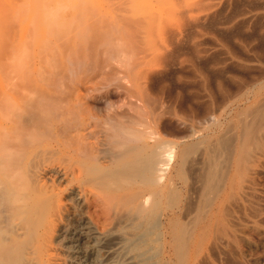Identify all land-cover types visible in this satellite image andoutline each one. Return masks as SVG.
Segmentation results:
<instances>
[{
	"label": "bare ground",
	"instance_id": "obj_1",
	"mask_svg": "<svg viewBox=\"0 0 264 264\" xmlns=\"http://www.w3.org/2000/svg\"><path fill=\"white\" fill-rule=\"evenodd\" d=\"M39 1L19 30L31 62L7 55L10 33L0 39L19 61L0 64L14 70L0 77V264H62L58 245L70 250L77 230L94 264L102 247L118 264L221 263L211 256L236 236L233 211L251 189L236 178L264 159L251 155L263 146L264 97L225 126L254 79L233 91L219 81L223 98L198 108L162 98L161 70L172 43L187 37L194 50L198 28L232 0Z\"/></svg>",
	"mask_w": 264,
	"mask_h": 264
},
{
	"label": "rangeland",
	"instance_id": "obj_2",
	"mask_svg": "<svg viewBox=\"0 0 264 264\" xmlns=\"http://www.w3.org/2000/svg\"><path fill=\"white\" fill-rule=\"evenodd\" d=\"M235 1L237 2L235 3ZM235 1L233 0L231 1L229 7L228 8L226 7L227 10L225 8H224L225 10L224 9L221 10V8H219L220 10H218V12H215L211 16H209L205 24H203L200 28H198V30L195 32V37H194V41L196 43V47L194 48V50H190L189 49L190 47L187 44L188 42L187 43L184 42L187 41V37H182L183 40H181V42L173 41L175 43H172L173 45L169 46V51L165 58L166 60L164 59L163 61L162 70H161V82L165 84V89H164L165 93L163 94L162 98L164 99L165 97L169 98V96L172 97L174 96L173 98L175 99L176 103L179 100H181L179 103L185 104V101H187L190 97H193L194 104L198 108L204 107V103L209 104L210 102H213L214 104H217L219 101L218 99L221 100L223 98L224 91L222 90V87L219 86V81H222L224 85L227 83L226 84L227 86L225 85L226 89H229V91H233V88H235L241 82L246 83L254 79V84L256 85H254L255 87L252 86L250 87V89H248L249 90L247 93L248 95L247 97L245 96L243 99L244 102L237 103L231 107L232 109L231 108L228 109L227 112L230 111L229 115L227 112L224 114L223 117L225 118V120L223 124H225V126L228 125L229 123L230 125L236 123L237 122L236 120H238L239 117L238 112H240L241 109H245L249 105H252L253 101L255 100L258 101V98L260 99V97L261 98L264 97V72H263L264 61L262 62L264 58L260 61V63L254 60L257 59L255 57L258 56L256 49H258L261 46H264V0H235ZM40 2L41 1L39 0H35L34 3L33 0H29V1L0 0V27L4 25L3 26L4 28H1L3 31L7 29L10 30L11 28L10 32L1 31L2 37L0 35V39L5 36V34L3 36V33H8V34L12 33L11 35L10 34L8 35L9 38H11L9 39V44H13L16 50L14 53V50H11L12 48L11 49L9 48L10 51L8 50L9 52L7 53V55L13 53L14 55L13 57H15L16 55L15 58L19 59V57L20 58L24 57L25 60L22 61L26 62V64L31 62L33 59V53H31L32 52L31 46L33 45L27 46L29 47L28 48L29 51L31 50L30 52L28 51L30 55L29 57L28 54L26 55L25 53L27 52V50H24L26 46L25 44L28 43L24 41L25 44H22V40H21V38L23 37H24L23 39L26 40L27 37H25L26 36L25 35L23 37L21 36L20 38L19 30L22 26L25 27L26 32L31 29L29 27L33 25V22L31 23L30 19L33 17V15H35L34 12L36 13V5ZM14 4L16 5V7L18 5L19 6L15 9ZM21 6L22 8H20ZM9 7H11V9ZM27 7L29 8L28 11H25V13L27 12V15L25 16L24 11L22 12L23 15L22 14L19 15V13H21L20 10L22 9L26 10ZM2 9H4V11ZM5 10H7V12H5ZM12 16L17 17L18 19V20L16 19L17 22L16 20H14L15 17ZM5 21L7 22L9 21V25ZM4 22L6 26L5 24H3ZM11 22L12 23L15 22V24H10ZM29 23H31L32 25L30 24L31 26H29ZM12 25L16 27V30L14 26L12 27ZM6 27H10V28H6ZM30 36L32 37V34ZM184 38L186 40H184ZM31 41L32 43L30 42V44H33V39ZM182 42H184L183 45ZM19 44L20 47L18 46ZM21 45L22 46L25 45L24 48L22 47L24 52L23 51L18 52L19 48H21ZM253 46L255 49L252 48ZM17 47H19L18 50ZM16 51L18 53H16ZM20 53H23L26 56L25 55L21 56ZM250 56L253 57L252 58L253 61L250 59L251 58ZM0 57H1L0 64H2L1 65L2 68L5 67L4 65L6 63L9 64L11 67L12 65L14 67L16 65L15 62H19L12 58L10 59V57L6 56V54L2 55L0 53ZM246 57L249 59H247ZM4 59L6 60V63H4L5 62ZM26 59H30V61ZM20 67L21 66H19V68ZM2 68L0 67V77L4 76V74L2 75V71H3ZM4 69L7 70V65ZM8 69H10V72H12L13 70V69L11 70L9 66ZM3 72L8 74L9 70L8 72L6 71ZM212 86L213 88L214 87L216 88V91H214L215 89H212ZM177 92H181V94L183 93L180 99L175 97V94ZM171 93L174 95H172ZM216 94H218L219 96ZM216 96L218 99L216 98ZM227 118L228 120H226ZM262 148L255 149V151L253 150L254 152L252 151L253 153L251 155H260L261 152L264 154V141ZM58 159H56L55 162L53 161L52 162L53 165H51L52 167L51 173L56 175H60L63 171L62 170L63 163L60 162V159L59 160ZM254 167L256 168L258 167V171H253L252 168ZM247 174L248 175L250 174L249 175L250 177ZM186 176L187 178L189 177L188 171L186 172ZM244 178L247 181L249 180L251 182H247V181L244 182ZM236 179L240 180L239 183H250L247 185H248V189L249 186L251 188L249 189L250 194H248L249 196L247 197L248 201L237 199L239 200L237 204L238 206L236 207L237 210L236 208H234L233 211L235 213V214L233 213L234 215H236L237 217L239 216L241 217V218L239 217L240 221H242V217H243V221L240 224V221L238 220L239 223H237L236 225L239 224L240 226H236V227L233 226L234 228L232 227L233 231L234 230L236 231L234 233L236 236H234L233 234H232L233 236H231L232 238L230 240V245H229L231 247L227 246L225 250L221 252L222 255L220 253V255H218L216 258L214 256H211V258L216 263L221 262L218 264H264V159H262L257 163L253 162L249 166V169L245 173V176H241V177L237 176ZM227 202L228 200L225 201V204H227ZM163 203L165 204L164 199L162 200L161 205H162V209H165V205ZM166 210L167 209H165V211ZM168 213L166 214L167 216L170 215V212ZM77 232L78 230L75 232L76 237L74 236V239L70 243L72 246L70 250H67L63 246L58 245L59 261L62 264L64 263L78 264L79 261H82L87 264L88 263L94 264L93 248L90 245L88 246L87 249H85L87 251H84L83 249L84 239H82V235L85 234L80 233L79 235V232L78 234ZM78 236L80 237L78 238ZM235 238L237 239L239 238V239L238 240L236 239L237 241H235ZM233 242L235 243V245L233 244ZM98 254H99L98 259L100 260L101 264H118L116 257L118 256L116 255L117 251L112 252L109 248L102 247L99 250ZM218 258L220 261L218 260Z\"/></svg>",
	"mask_w": 264,
	"mask_h": 264
}]
</instances>
